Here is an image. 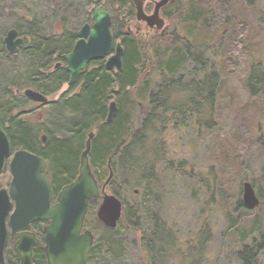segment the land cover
<instances>
[{
	"label": "rangeland",
	"instance_id": "374dc122",
	"mask_svg": "<svg viewBox=\"0 0 264 264\" xmlns=\"http://www.w3.org/2000/svg\"><path fill=\"white\" fill-rule=\"evenodd\" d=\"M151 1L155 0L149 2ZM101 2L106 6V0H4L1 2L0 126L7 128L12 155L7 160L5 170L0 173V189L6 188L10 191L12 174L9 165L12 156L18 150L27 149L47 157L49 164L47 176L53 178L55 183H62H57L60 190L78 175L87 133L92 130L97 134L96 138H101L103 125L92 114L86 118L92 124L90 131H83L82 135L77 133L78 126L85 120L88 105L83 100L79 101L77 97L79 88L75 93L70 91L67 85L69 77H65L62 82L57 80L63 75L66 61L62 58L60 61L53 62L48 71H39L36 68L38 62L28 51L29 46L40 38L47 37L64 43L68 34L78 32L84 24L93 25L91 11L99 7ZM123 2L125 5L120 8V14L114 7H111V12L108 11L114 14L117 12L131 32L148 39L154 33L150 32L148 24L147 26L140 23L137 19L134 0H123ZM178 3L182 15L190 4H194L196 10V6H203L199 5L200 0H180ZM233 6L237 23L235 29L238 34L226 39L224 47L226 52L223 51L224 76L222 77L227 90L219 95L223 106H221V116L215 129L209 132L202 128L198 129L194 119H188L183 127L178 128L174 138L171 137L167 142V156L158 166L154 181L143 183L141 187H133L131 190L118 183V188L123 187L120 193L127 207L140 205L139 227L141 228L138 232L128 230L130 220H127L126 225H118L112 232L101 228L99 231L97 220H95L99 205L90 208L86 218V229L95 231L98 240L93 255L94 264H152L143 250L142 243L141 245L139 243L141 239L144 240L151 234L152 213H157L164 220L171 229L173 240V242L168 241V244L164 246L160 264H193L196 257L204 260V262H195L196 264H240L238 254L246 243L255 244L257 247L263 243L257 264H264V146L262 147V143L255 138L256 135H262L264 138V96L256 100L255 104L247 106L248 101L251 100H248L249 94L245 86L250 67L248 63L250 55L257 52V56L264 58V32L260 29L264 26L261 17L264 0H235ZM180 13L177 14L178 18L175 17L172 21L166 19V25L161 33L167 34L171 30L178 29L180 34L185 35L186 29L183 26L185 24L181 25L177 22L173 24L174 20L180 19ZM12 29L17 30L26 42L15 53H9L4 42ZM252 29L258 30L262 37L256 35ZM246 31H248L247 37H253L254 49L244 44ZM219 52L220 47L214 44L206 55L209 59H213L219 55ZM108 57L103 60L106 62ZM58 62L62 64V67L55 70L54 65ZM213 63L218 66V61ZM96 67L90 64L87 70ZM193 67V62L187 64L184 83H188L193 77V74L189 72ZM35 75L38 77H34ZM45 75L51 78L46 79ZM154 79L146 97L142 100L145 101L151 92L158 91L161 81L159 78ZM27 88L46 94L49 97V103L34 104L28 100L24 96V90ZM143 90L144 87L137 89V98ZM186 96V94L178 93L174 102L181 103ZM117 99L118 95L115 94L107 103L110 105L112 101H118ZM148 104V101L139 100L135 115ZM9 111H12V116L15 117L12 125L6 121V118L10 117ZM249 115H252L251 119H248ZM144 116L143 114L142 119ZM20 122L29 131L33 151L20 143L15 135V129ZM135 125H139V121ZM28 135L23 134L26 141L29 140ZM43 135L48 137L46 144L41 142ZM234 135L238 136L242 143L237 147L239 154L242 155V164L239 168L227 157L225 152H228V149L219 145ZM62 144H65L61 149L64 153L67 149L70 150L67 145L72 147L74 155L71 154L70 159H66L64 155L54 154L60 150L59 147ZM46 147L50 148L52 154L44 152ZM230 156L233 157L231 154ZM60 158L62 159L59 161ZM116 159L117 152L114 150L102 164L94 162L93 149L90 156L93 172L98 175L109 172V165L115 168ZM64 160L67 162L66 166L75 165L73 176L68 167L64 172H58L57 169H64ZM69 175L72 178H68ZM245 182L254 185L263 204L250 212L235 208L237 203L243 200L240 188ZM220 188L226 189L228 196L227 201L222 203L218 201ZM108 189L110 193H114L112 186ZM254 225L255 228L252 231ZM204 228L211 236L204 245V256L201 254L190 257L189 254L193 248L199 250L196 247L197 240ZM112 240L118 245V247L115 245L114 250L110 249L109 243ZM157 249L160 253L161 248ZM155 252H157L156 249Z\"/></svg>",
	"mask_w": 264,
	"mask_h": 264
},
{
	"label": "trees",
	"instance_id": "16d2710c",
	"mask_svg": "<svg viewBox=\"0 0 264 264\" xmlns=\"http://www.w3.org/2000/svg\"><path fill=\"white\" fill-rule=\"evenodd\" d=\"M3 1L0 0V4ZM106 2L108 10L111 7L117 8L119 14L120 8H123L125 5L123 0H106ZM233 3L234 0H200L199 5L203 6H196V10L195 6H193L194 4H190L185 9V12L182 10L185 13L182 15L178 7L179 3L176 2L173 6L169 7L175 12L173 16H171L172 13L170 10L164 13L168 19L178 18L177 14L180 13V19L174 20L173 24L175 22L181 25L185 24L183 25L186 29L185 35L180 34L178 29H174L167 34L161 32L154 33L148 39H145L143 35L132 34L128 30V26L126 27V24L123 23L124 21L121 20L122 17L117 12L116 14L112 12L113 37L115 43H122L125 51L123 70L120 72L109 71L105 67V61L103 59H97L91 63L97 66L96 68L83 71L80 75L78 84L81 82L83 85L77 97L80 99L79 101H85V104L88 106L84 116L85 120L78 126L77 133L82 135L83 131H90L92 124L86 118L91 114L94 115L95 119L101 121L103 125L101 138H96V134L92 144V150L94 149L95 152L94 162L102 164L106 161L109 154L113 153L114 150L117 152L115 168L112 166L115 171L112 188L114 189V194L125 205L124 214L119 224L126 225L127 220H130L131 223L127 226L130 231L134 230L138 232L141 228L139 227L141 208L138 204L133 207H127V203L120 193L123 187H128L131 190L133 187H141L143 183L152 182L156 179V170L160 163L165 161L167 156V142L170 141L171 137L174 138L178 128L183 127L188 119L193 118L197 128L205 129L207 132L214 130L220 119L221 106L223 105L219 100V95H222L223 91L227 90L226 83L222 77L224 76L223 51L226 52V49L224 50L226 39L231 35L235 36L238 34L235 29L237 23ZM102 5L103 3L101 2L99 6ZM114 8L112 9L115 10ZM261 17L264 22V11H262ZM260 29L264 32V26ZM252 30H254L256 35L262 37L258 30ZM247 33L248 31L244 34V44L254 49L253 37H247ZM78 39V32L68 34L65 37L64 43L44 37L35 41L33 45H30L28 51L36 62H38V67L36 68L39 71H48L54 64L53 62L62 60L64 55L71 52ZM213 39L214 41H212ZM214 44H216V47H220V52L216 58H210V60L206 53L208 51L210 52ZM213 61H218V66ZM189 62L194 63V67L191 70L193 77L188 83H184L187 64ZM263 62L264 58L257 56V52L250 55L248 61L250 67L245 80V86L249 94L248 100L251 101H248L247 106L255 104L256 100L264 96ZM62 73L63 75L57 79L60 82L64 81L65 77H69V73L66 70ZM38 75L34 77H38ZM44 78L50 79L51 76L47 77L45 75ZM154 78H159L161 81L158 91L151 92L148 95L145 100L149 102L148 106H143L141 112L139 111V114L135 115L136 105L139 103V100L145 102L142 99L146 97L152 81L155 80ZM139 87H144V90L139 95V98H137L136 94H138L137 89ZM178 93L187 95L184 100H181V103L174 102ZM115 94L118 95V101L116 102L119 107V112L111 123H107L109 109V103L107 101H110L111 97L113 98ZM256 106L258 105L256 104ZM9 114L10 117L6 118V121L12 125L15 117L12 116V111H9ZM143 114L145 116L142 119ZM251 117L252 115H249L248 119H251ZM137 121H139V125L136 126ZM4 129L7 132V128L4 127ZM242 129L246 128L242 127ZM89 133H87V139ZM23 134L28 135L29 131L20 122L15 129V135L18 137L20 143L32 150L31 138L28 135L29 140L26 141ZM11 137L13 139V135ZM255 138L256 141L262 143L263 147L264 138H262V135H256ZM64 145L62 144L59 147L60 150L54 154L64 155L67 157L66 159H70L71 154L74 155L73 149L67 145L70 150L67 149L64 153L61 150ZM219 145L228 149V152L233 157L226 151L227 157L239 168L242 164V155L239 154L237 147L242 145V143L238 136L234 135L226 139L225 143L222 142ZM25 150L29 151L27 149ZM236 150L238 151L237 153ZM44 152L52 154L49 147H46ZM31 153L41 156L38 152L33 151ZM45 158L47 159V157ZM63 164L64 169H57L58 172H64L67 170L66 167H68L71 176H73L75 165L73 164L70 167L66 166L67 162L65 160ZM77 174L79 175V169ZM94 174L98 181L108 176V172L99 175L94 172ZM71 176L69 175L68 178ZM76 178L72 181L70 180L66 185L73 182ZM57 183H55L56 186ZM118 183L123 187L118 188ZM59 184L62 183L60 182ZM57 191H59L58 187ZM240 191L242 194L243 184ZM226 197L228 198L227 190L220 188L219 203L227 201ZM97 202V200H92L91 209L98 206ZM262 205L261 201L258 208ZM237 207L248 211L242 200L237 203L235 208ZM95 220H97L99 226L97 229L99 231L100 228L108 232L114 231L113 229L105 227L98 218H95ZM152 221L153 228L150 232L151 234L146 238L143 237L145 239H141L139 243L140 245L142 243L143 250L146 252L151 263L160 264L161 258H163L162 251L165 248L164 246L168 244V241L173 242L171 239V229L168 228L164 220L157 213H152ZM254 228L255 225L251 230L253 231ZM210 237L208 230L204 228L197 240L196 247L199 250L193 248L189 256H199L201 254L204 256V245L210 240ZM104 241L106 240L104 239ZM109 244L111 250L115 249V245L118 247L114 243V240ZM262 245L263 243L257 247L255 244H244L242 250L239 251L238 262L240 264H257L259 255L263 249ZM157 248H161L160 253ZM155 249L157 252H155ZM38 257L40 264H44V256L41 254ZM195 262H204V260L196 257L193 260V264H196Z\"/></svg>",
	"mask_w": 264,
	"mask_h": 264
},
{
	"label": "water",
	"instance_id": "95a60500",
	"mask_svg": "<svg viewBox=\"0 0 264 264\" xmlns=\"http://www.w3.org/2000/svg\"><path fill=\"white\" fill-rule=\"evenodd\" d=\"M175 0H160L152 15L144 11L145 0H134L136 16L149 27L159 31L165 27L160 16L161 9ZM93 25L86 23L78 32L79 39L69 54L64 56L67 71L70 73L69 86L73 85L88 64L96 59L107 58L108 70H123L124 48L115 44L112 34V16L105 6L92 9ZM6 49L15 53L25 43L20 33L12 29L5 40ZM61 63L56 65V69ZM26 97L31 101L47 104L49 98L43 93L27 89ZM119 111L117 102H111L107 123H111ZM95 132H91L80 157L79 175L64 186L56 197L53 184L47 177V161L34 153L18 150L10 163L12 181L10 191L0 189V264L5 262V248L10 226L13 238L17 239L16 250L22 256L21 264H33V247L38 240L30 234L36 221H49L46 227V254L49 264H87L94 237L91 230L85 229V221L91 201L101 199L98 180L92 171L90 153ZM47 142V136L42 138ZM12 148L6 130L0 126V173L6 167ZM111 171L107 184L113 179ZM104 191V190H103ZM243 203L248 210H255L261 203L252 183L245 182ZM123 203L114 194H104L97 212V218L106 227L115 229L122 217Z\"/></svg>",
	"mask_w": 264,
	"mask_h": 264
},
{
	"label": "flooded vegetation",
	"instance_id": "af4514ba",
	"mask_svg": "<svg viewBox=\"0 0 264 264\" xmlns=\"http://www.w3.org/2000/svg\"><path fill=\"white\" fill-rule=\"evenodd\" d=\"M150 0H145V3H144V11H145V13L146 14H148V15H151V14H153L154 13V10H155V5H156V3L157 2H159L160 0H155V1H151V2H149ZM180 0H175V1H172V2H170L169 3V5H167L166 7H164V8H162L161 9V13H160V16L162 17V18H164L165 19V22H166V19L167 20H170V21H172V19H168L166 16H165V11H167V10H170L171 11V16H173V14H175V12L174 11H172V9L171 8H169V7H171V6H173V4L174 3H176V2H179ZM246 1H248V0H246ZM147 2H149V4H147ZM234 4H235V0H234ZM174 8H176V6H174ZM264 11V10H263ZM261 16H262V14H261ZM140 23H144V24H146L147 25V23L146 22H144V21H139ZM148 26V25H147ZM149 27V26H148ZM263 28V27H262ZM149 29H150V32L151 33H157V32H159V30L158 29H156V27H154V28H151V27H149ZM128 30L131 32V29L130 28H128ZM148 32H149V30H148ZM132 34H134V35H137V33L135 34V33H133V32H131ZM78 41V40H77ZM76 41V42H77ZM121 43V42H120ZM122 44V43H121ZM70 53V52H69ZM68 53V54H69ZM63 60H65L64 59V56H63ZM97 60V59H96ZM96 60H93V61H96ZM93 61H91L90 63H89V65L93 62ZM58 63H60V62H58ZM58 63H56L55 65H54V68H55V70H57V69H59V68H57L56 69V65L58 64ZM106 63V62H105ZM123 64H124V56H123ZM61 67H62V64H61ZM64 70H66V72H68L67 71V63H66V66H65V68H64ZM112 71H114V70H112ZM117 72V71H116ZM190 72V74H192V72L191 71H189ZM69 73V72H68ZM81 75V74H80ZM79 78H80V76H79ZM79 78L77 79V81L73 84V85H71V86H69V82H70V73H69V78H68V82H67V85H68V87H69V89H70V91H72L73 93H75L76 92V90L79 88V91H78V94H80V92H81V90H82V85H83V83H79L78 84V81H79ZM27 89H33V88H27ZM27 89H25L24 90V96L26 97V95H25V91L27 90ZM72 89V90H71ZM33 90H35V89H33ZM36 91H38V90H36ZM41 92V91H40ZM43 93V92H42ZM47 96V95H46ZM48 97V96H47ZM28 100H30L28 97H26ZM49 98V97H48ZM31 101V100H30ZM31 102H33V101H31ZM34 104H40V103H36V102H33ZM48 104V103H47ZM119 112V111H118ZM8 133V132H7ZM9 136V135H8ZM45 135H43L41 138H43ZM47 139H48V137H47ZM44 159H46L45 157H44ZM46 161H47V159H46ZM47 167H49V164H48V161H47ZM48 169V168H47ZM111 171L114 173V177H115V171H114V169H113V167L111 166V165H109V172H108V176L105 178V179H103V180H101V181H98L99 182V186H100V190H101V199L100 200H98V202H99V206H100V204L102 203V197H103V195L104 194H114V193H110V191H109V187L110 186H113V180H114V177H113V180L109 183V184H107V179H108V177L110 176V174H111ZM50 180L52 181V184H53V189H54V195H55V197H57V195L59 194V192L61 191V189L64 187H62L59 191H57V186H56V184H55V181L53 180V178H50ZM104 190V191H103ZM115 195V194H114ZM99 206H98V208H99ZM50 224V222L49 221H36V222H34L33 224H32V227H31V230H30V234H33V237L35 236V238L38 240V244H36V245H34V247H33V264H40V260H39V255H43L44 256V264H49V262H48V259H47V254H46V236H47V234H46V227L48 226ZM85 227H86V222H85ZM8 228H9V231H8V238H7V242H6V248H5V262H6V264H21V262H22V256H21V254L16 250V244H17V242H18V240L17 239H15V238H13V235H12V232H11V229H10V226H8ZM92 232H93V237H94V243H93V246H92V248H91V251H90V254H89V257H88V262H87V264H94V258H93V255H94V250H95V247L97 246V244H98V240H97V234L95 233V231H93L92 230Z\"/></svg>",
	"mask_w": 264,
	"mask_h": 264
}]
</instances>
